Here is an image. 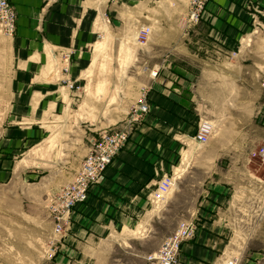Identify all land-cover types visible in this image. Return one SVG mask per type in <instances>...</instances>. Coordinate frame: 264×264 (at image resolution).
I'll return each instance as SVG.
<instances>
[{"label": "rangeland", "instance_id": "374dc122", "mask_svg": "<svg viewBox=\"0 0 264 264\" xmlns=\"http://www.w3.org/2000/svg\"><path fill=\"white\" fill-rule=\"evenodd\" d=\"M209 2L199 21L188 26L183 22L187 0H119L121 23L110 21L102 31L80 78L70 79L56 59L47 75L28 77L24 89L13 87L18 77L9 43L15 33L8 37L0 32V264H148L146 257L186 221L180 216L195 209L205 215L200 222L192 220L196 225L214 220L227 227L215 235L221 246L212 250L216 257L210 264L231 259L264 264V165L249 153V185L239 186L238 196L198 202L201 190L207 191L208 172L195 169L190 178L182 176L187 149L191 152L195 144L179 138V146H167L165 137H155L163 133L150 126L149 112L127 124L130 107L141 102L155 78L151 72L168 61L171 67L186 65L185 49L195 50L211 30L201 23ZM144 27L150 33L142 43L136 35ZM261 32L264 0H249V34ZM168 71L163 68L162 76ZM123 128L135 153L119 151L107 178L93 185L76 217L71 218L74 208L57 233L52 201L72 181L92 141ZM170 175L176 177L175 185L156 200L158 183ZM181 191L176 206L171 201ZM89 208L95 211L88 214L92 217L86 215Z\"/></svg>", "mask_w": 264, "mask_h": 264}, {"label": "crops", "instance_id": "0c3cea01", "mask_svg": "<svg viewBox=\"0 0 264 264\" xmlns=\"http://www.w3.org/2000/svg\"><path fill=\"white\" fill-rule=\"evenodd\" d=\"M8 1L17 23L9 43L18 77L13 87L21 89L29 87L31 75H47L51 61L62 62L64 53H71L68 77L80 78L93 59L102 31L110 21L120 24L124 16L119 0ZM206 9L201 23L211 30L202 36L205 45L185 49L186 65L180 68L171 67L169 61L160 67L146 95L151 105L147 120L163 133L155 137H165L167 146H179V138L195 144L191 152L187 149L189 159L183 166L187 173L182 176L190 178L193 170H205L207 191L202 189L196 201L222 202L238 196L239 186L249 185V153L264 141V32L249 34V0H211ZM250 40L253 44L249 46ZM163 68H169L164 77ZM202 122L210 123L213 132L205 145H197L193 137ZM124 148L135 153L132 143ZM182 192L171 201L176 206L182 202ZM77 210L78 205L72 219ZM87 212L88 217L95 213L92 208ZM211 215L214 219L221 216ZM204 216L195 209L180 217L200 222ZM199 222L194 239L181 247L179 258L184 264H210L216 257L212 250L221 246L215 235L227 227L214 220Z\"/></svg>", "mask_w": 264, "mask_h": 264}, {"label": "built area", "instance_id": "2783aa9c", "mask_svg": "<svg viewBox=\"0 0 264 264\" xmlns=\"http://www.w3.org/2000/svg\"><path fill=\"white\" fill-rule=\"evenodd\" d=\"M208 0H187V10L183 17L185 25L191 26L199 21L201 12ZM109 23V20H106ZM16 31V13L8 0H0V32L5 36H12ZM150 33L148 27L141 28L137 34V40L144 43ZM71 54L64 53L61 57L63 63L62 72L68 71ZM157 72H151V77H155ZM68 88L77 90L78 86L67 83ZM261 90L264 96V80L261 83ZM148 112L146 95L140 103L130 107L128 111V125L140 121ZM130 127V126H128ZM213 127L208 122H202L197 127V132L193 137L197 145H205ZM129 139V132L126 128L118 129L102 134L94 139L88 153L82 160L78 171L72 181L66 185L54 198L51 205V214L55 223V231H62L63 224L68 221L71 211L76 205L87 200L90 188L101 183L105 177L114 157L121 151ZM251 157L256 158L264 165V143L251 152ZM173 175L164 177L157 185L154 195L156 200H161L172 189L176 183ZM196 223L193 221L180 222L175 231L161 243L160 247L146 257L148 264H183L179 259L181 246L184 242L195 235ZM226 264H237L236 259L228 260Z\"/></svg>", "mask_w": 264, "mask_h": 264}, {"label": "bare ground", "instance_id": "6f19581e", "mask_svg": "<svg viewBox=\"0 0 264 264\" xmlns=\"http://www.w3.org/2000/svg\"><path fill=\"white\" fill-rule=\"evenodd\" d=\"M104 24L107 25V22L105 21ZM136 41H137V35H136ZM142 92H143V91H142Z\"/></svg>", "mask_w": 264, "mask_h": 264}]
</instances>
